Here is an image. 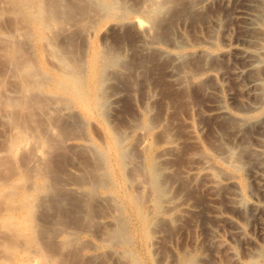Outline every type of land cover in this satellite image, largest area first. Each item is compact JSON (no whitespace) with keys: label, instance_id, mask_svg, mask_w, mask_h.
Listing matches in <instances>:
<instances>
[{"label":"rangeland","instance_id":"1","mask_svg":"<svg viewBox=\"0 0 264 264\" xmlns=\"http://www.w3.org/2000/svg\"><path fill=\"white\" fill-rule=\"evenodd\" d=\"M39 1L43 3L39 6H45V9L47 11L46 15L41 17V19H39L36 14L28 15L29 11L27 8H23L20 10L17 7V12L16 8L14 9L15 6L12 3V0L11 2L10 0H0V264H24V262L22 263V261L24 260L27 261L25 264L28 263V256L31 255L29 253L31 250L29 249L31 248L28 246H24L27 245L28 241L26 242V240H29L30 235H33V233L27 230L29 227V222H26L27 220H33L34 224L37 221V224H35L36 233L34 232V235L37 238H39L38 235H40V238L38 240L47 242V239H45L44 235L42 234V229H45L47 226H49V222L47 221V219L43 220V217H47V215H53L56 210L54 211V209H50L49 211V207L46 204L47 202L45 201V199H48V194H44L46 192V189L44 188L45 186L47 187L53 185L54 183L55 186L53 185L51 187L50 193L48 191L49 195L55 188L61 195L70 191V193L68 194L73 193V197L77 199L80 198L79 204L81 203V210L83 213L86 212L84 216L81 212V218L77 219V221L80 220V224L82 220L81 226L77 225L79 227H77L76 225L72 226L73 224L71 222V224L67 222L66 225H63L64 223L58 224V231L55 227L57 232L61 231L62 229L63 230L61 231V233L59 232L55 234V238L53 237L55 242H53L52 244L57 245L58 243L59 245V242L61 240L69 241V244L66 246V248H63L64 250H61L62 252L57 251L59 249L58 245L57 247H55L54 245L46 247V249L48 248L46 250L47 253L50 252L49 254L51 255H59V258H57V264H117V262L118 264H184V262L185 264H189L190 262L182 260V258L184 257H187V260L191 259L193 261H191L193 264H264L263 258L256 255L258 254V250L260 252L264 248V245L260 244L261 241L256 236H254L252 232L255 231V218H253V216H250L252 217L250 218L249 212L244 210L246 207L250 206L253 200V198L251 197L253 194L252 192H254V188L250 184V174L254 166L258 164L259 161H263L261 152H264V149L262 148V151L258 152L257 147L254 145V143H257V141L254 134H252L254 129H249L244 134V139L247 140H244L245 142L243 145L245 149L242 152L243 154L241 153L242 155L240 156V159H243V161L241 162H244L245 164L241 165L242 163H239V168H231L228 161L225 160L224 154L221 152L222 148L220 146L221 142L229 141L232 139V126L228 120L230 119V117L213 118V115H211L209 111L210 104L218 95L219 96L217 98L223 100L228 105H230L229 103H231L232 101L230 96L234 97L237 100L246 99L248 97L247 89H245L242 83H239L240 81L237 82L236 78L231 75L232 71L230 59H222L219 61L220 63L218 65V62L215 64L214 60L209 59L206 66H208L210 72H213V74H202L200 72L202 70L199 71L198 69L196 74V68H194V65H192L195 62L194 60L198 59L195 55V51H197L196 47H183V49L180 47L174 48L170 44L159 41L154 42L152 44L153 46H148L151 48L148 49V47H146L143 51L141 50L143 56L145 55V59L140 63L137 62L139 61V56L135 55L136 46H141V42L137 41V35L140 34V32L138 33L139 30L137 26H134L131 22L136 21L137 19H149L147 13L144 12L145 8L148 5L147 3H139V8L138 6H135L134 0H124V2L122 0H113V2L112 0H83L85 2H80L78 6L86 8V5L89 6V4L92 2L90 4L91 7L98 13L93 12L94 14L92 13V15H90L91 13L88 14V16L85 15L84 19L82 18V16L81 18L79 16V18L77 17L70 20V24H67V21H65L63 26L58 25L60 26L58 27L57 23H55L54 21H44L46 17L52 15V13L48 11V9L50 3L53 0ZM187 1H189L190 4H192L193 2V0ZM116 2H119L121 7H123L122 9H120L121 7L119 5L120 11L122 10L121 12H119L117 8L118 3L116 4ZM111 3H114V7L111 6ZM193 4L195 3L193 2ZM12 5L14 7H12ZM126 5H131V7H127ZM102 6H104V13H100L99 11L101 10V8L103 9ZM192 8L194 11L197 9L196 5H193ZM35 9L36 5L34 10ZM15 12L18 14L16 15ZM19 12L24 13L25 15H21ZM203 12V15H197L196 18L188 19L186 20V22L182 19L179 20L176 23L178 25H176V28L178 27L177 29H180V31L175 29V31H177V34L182 36L181 34L184 33L185 29L186 32H193L200 26L204 25L205 21L207 22L209 17H211L213 13L211 14L207 11ZM115 14L117 15V17L113 16ZM18 15H20V17ZM220 15L223 18H229V15H227L225 11H223V13L221 12ZM263 16L264 15H262L261 23L264 28ZM71 21L73 23H71ZM81 21L83 22L80 23ZM183 22L185 26L182 25ZM65 23L67 26L65 25ZM44 24H46V26ZM187 24L189 25V27ZM190 29L191 31H189ZM51 30L53 31L51 32ZM61 30L63 31L62 33ZM7 33L10 35H8ZM47 33L51 37H48ZM55 33H57V35ZM66 34H68L69 36L67 35V37ZM124 36H129L130 40L128 39V42H125L124 40H122L125 38ZM47 39H50V42ZM51 39L53 41H51ZM68 40H72L71 42L74 43H71ZM261 42L264 46V41ZM76 43L77 45H74ZM70 44H73V46L75 47L73 55V50H71L73 46H71ZM110 44H114L115 46H117V49L119 51L121 50L120 53L122 57L117 62L120 66L113 63L108 64L106 68L108 70H105L107 71V74H104L105 76H99L100 82L103 81L104 78L105 82L103 81L104 83L102 82V85L99 84V82L96 86L94 81V74L96 75L97 71L99 70L94 66L93 60L95 59V56H102L104 54L106 55V53L107 56L108 54L110 55L112 52L110 48H107L110 46ZM154 44L157 46H155ZM15 45L19 46L20 49V51L17 53L18 58L16 61L18 63V66L10 63V54L7 49ZM106 45L108 46L106 47ZM60 46L62 47L59 48ZM78 46L80 49L78 48ZM76 48L79 49H77L78 51L76 53H78L81 49L83 51H80L76 55ZM169 48L171 49V51ZM206 49L214 53L218 51L219 47H207ZM63 50H65V52ZM61 51L62 54H58L61 53ZM172 51H175L176 53ZM67 52L68 54H66ZM177 52H179V54H182L183 56L179 55ZM188 52H190V54L195 57L187 55L186 53ZM167 53L170 54L171 58L176 59H171L169 56H167ZM57 55L59 57L64 56V58L62 59V57H60L62 59L60 60V58H57ZM65 56H68V60H66ZM76 56L78 57V59H76ZM181 56L184 58L182 59ZM132 57L133 59L135 58V62L132 61ZM191 58L193 61H191ZM170 60L173 63L172 64L171 62H169L171 64V67H169L168 65V61ZM179 60L181 61V63H179ZM183 60H186V64L182 66ZM68 61L77 64L76 66L79 69L77 67H75V69L72 68L73 70L70 69L69 67L71 65H68ZM131 61L133 62V64H137V66L133 65L134 67L129 68L127 62ZM189 62H191L192 64ZM211 65L214 67V70H211L213 69ZM179 66L182 67L180 68ZM171 68L172 71L170 70ZM191 68H193V71L191 70ZM260 69L264 71V67L263 69ZM68 70L71 71L69 72ZM74 70L75 72H78L72 73V71ZM217 70L221 72L224 71L223 73H225V76L223 77L220 72H217ZM261 70L256 71L255 74L256 76L258 75V77L260 76V84L262 83L261 86L264 87V77L262 78V76H264V72ZM261 73L263 75H260ZM138 76L140 78H138ZM41 80H43V82ZM209 80L212 82H210ZM93 85L94 87H92ZM217 85H220L222 89L220 90L221 92H217V94H214V87H216ZM103 87L104 90L102 91ZM262 87H259L257 91H263L264 88ZM114 90L118 93V98L116 100L113 99V93H116ZM98 91L101 92L102 96H104L103 98L101 94L98 93ZM91 93H94V96ZM98 94L101 96L103 102H100L102 101L101 99L99 101L98 98L100 96L98 97ZM90 96L94 98L92 99ZM57 98L58 100H55ZM59 98L64 99L59 100ZM67 98L68 101L66 100ZM81 99L83 101H81ZM88 99L89 101H91L90 103ZM106 99L108 100L105 101ZM56 101L60 103L58 104ZM84 102H88V105H91L93 102L92 108L94 110H92V108H88V106L85 107L87 104L84 106ZM64 103L67 106L68 104L71 106L67 107L66 105H63L62 107L61 104ZM104 103L107 105V107H105L106 105H104ZM98 106L101 108L102 112H100L101 110ZM97 107L100 111L97 109ZM88 110L90 112H88ZM107 112L111 113V115ZM94 114L96 117H94ZM102 114H108V117H106L105 115L106 120L103 118L104 116ZM245 114H243L244 118L247 117L246 119L250 121H255L261 118L264 119V104L259 109L246 112ZM75 119L76 122L73 121ZM145 124H148V126H145ZM223 127L225 129L227 127V131H224L225 129L223 130ZM38 129L40 130L41 134L47 136L49 140L55 142L56 145H41L39 140L33 137L34 132L38 131ZM142 129H145L144 132ZM108 130L110 131V135L108 134ZM112 132L115 134L113 135ZM28 133L30 135H28ZM115 135L117 137H120L121 135L123 136H121L122 138L120 137L122 141L118 140V143L119 141H121L119 143L120 145H118V148L124 150V152L126 151L125 154L128 152L126 155L129 157H125L126 163L123 167L125 176H128V179L126 176L127 182L125 178L119 176L121 175V173L119 167H117L118 163L116 162V150L114 147L112 148L113 145L110 144V142H112V137ZM16 137H19V139H21V144L16 148V151H13L11 150L10 146ZM109 137L111 138L110 141L108 140ZM219 138L220 140L224 141H219ZM260 142L263 143L264 146V137L260 140ZM83 145H85V147ZM122 146L123 148H121ZM208 147H210V149ZM89 148L91 149V151ZM214 148H216L217 150ZM98 150L100 153L98 152ZM110 150H112V152ZM215 151L217 153L218 151H220L222 154L220 152L219 153L222 157L218 155L219 153L216 156ZM213 152H215L214 157ZM96 154L97 157L99 154V157L105 158L102 159L98 157V159L96 160L94 159V156L96 158ZM56 155H59V157H62L63 155L64 158L62 157L61 163L64 165V170H58L59 172L53 170L54 172H50L52 176L49 174V177L53 181L55 180L53 182L48 177L45 178V176L42 174L43 169L41 170V167L45 166L43 163L45 161L47 162L49 159L57 160L58 156ZM148 155H150V157L151 155L154 156L155 163L153 161V165H151L150 162L148 163ZM105 159H107L108 162ZM213 159H215L216 161ZM51 160L50 162L56 161ZM90 160H93L94 162H90ZM102 161L105 165H103ZM220 161L224 162V164ZM129 162L131 164H129ZM134 162L139 164L137 165ZM253 162H255L256 164ZM81 164L83 168H87L83 169L81 167ZM88 164L90 166L92 164L99 165H96V168L98 169H96L98 171V175H94L95 177L101 175L103 176V172L104 174L108 173L109 176H111L109 178H112L114 183L109 181L111 184L108 183L110 184L108 186L107 182L105 181L107 185L105 184L104 187L102 185V187L97 185L95 187V189L97 190L93 189V194L90 193V184H87V182H89V179L85 175L87 174L86 171H88L89 169ZM47 165L48 164H46V166ZM53 165H55V163ZM149 165L151 166V169H146V166L149 167ZM54 167H56V165ZM137 168H141L142 171L139 172L140 174L135 173ZM118 169L119 173L117 172ZM133 170L135 174L133 173ZM152 170L154 172L157 171L156 173L158 174V180L166 190L165 195L162 197L159 205L156 204V196H154L155 192L154 190L152 192L153 187L152 185H150L151 182H149V176H151L150 174L153 172ZM231 170L234 172V174L233 172H231ZM145 171H147L148 173ZM187 172L189 173L187 174ZM230 172L232 174H230ZM235 172L237 175L235 174ZM59 173L61 174L59 175ZM92 173L96 174V171ZM146 173L149 175L147 179ZM53 174H55V176ZM108 174L104 175L107 181L109 179L107 176ZM227 174H230V176L235 175L234 177L238 185H236V187H231L234 192L225 184L220 185L218 187V190H211V192L210 190L207 191L205 189H201L200 187L196 189V187L194 186V184L196 185V183H194L196 182V180L199 185L201 183L202 185L213 184L218 180H221L222 182L224 180L223 177L227 178ZM61 175L64 177L60 178L59 176ZM77 177L79 178L77 179ZM113 177H115V179ZM216 177H219L220 179H217ZM62 178L65 183L61 180ZM64 178L67 180H64ZM50 180L52 183H50ZM79 180L81 182L82 180L85 181H83L82 184ZM123 181L127 184L123 183ZM46 182H48L49 184ZM78 182L82 184V187H78ZM84 182H86V184H84ZM74 183H76V185ZM148 183L150 184L148 185ZM166 183H168V185ZM18 186L21 188H17ZM26 187H29L28 190H26ZM33 187L34 189L35 187L39 188L34 190ZM237 189L240 190L238 191ZM78 191L80 193H78ZM129 191L135 197L132 196ZM29 192V196H33L34 204H38L37 206L35 205V208L34 205L31 204L32 202L29 201V204V202L27 201L29 199ZM89 193L91 195L90 198ZM123 193L125 194L123 195ZM231 193L233 195H231ZM37 194L41 195V197H37ZM84 194H86V196ZM238 194H240L243 198ZM79 195L83 196L84 198L80 197ZM236 195L238 198L235 197ZM101 197L103 199H101ZM10 198L11 201H9ZM22 199H24V201ZM34 199L35 201H37L36 203ZM86 199L87 201L84 202ZM175 199L178 200L177 203L184 202L187 199L188 202L194 205L196 204V206L198 207L194 212L181 209L180 207L177 208V206H175ZM232 199L234 200V202L238 200V202L236 203L238 205H240V201L243 204L241 203V206H238L237 208ZM125 200L128 201L126 202ZM12 201L17 204V207L16 204ZM136 201L137 203H135ZM59 202L60 200L57 203ZM19 203H21V205ZM25 203L26 205H24ZM83 203L84 206L82 207ZM119 203L120 205H118ZM59 204L61 207H63V212L61 213V215H67L68 211L66 209L69 207L68 202L63 204L64 206H62L61 203ZM152 204H155V206L157 205L158 207L156 206V208H154L155 206H153ZM44 205H46V208ZM86 205L88 206L87 208H85ZM121 205L125 208H120L119 206ZM64 207L66 211L64 210ZM118 207L120 209L119 211ZM241 207L245 208L242 209ZM157 208L158 210L160 208L161 212L158 211ZM31 209L35 210L34 215H32L33 211ZM114 211L121 214L118 215V213H116V215ZM10 212L12 213V215L10 214ZM64 212L66 214H63ZM246 212H248V214ZM235 213L237 214V217H233ZM43 214L45 215L42 216ZM123 214H125L126 216ZM141 214L142 216H145L147 214L146 216L149 219L144 224L142 223L141 219H139ZM137 215L139 217H137ZM85 216L87 219L85 218ZM117 216L125 219L126 224L124 226V229L125 227L126 229L123 235H125L126 238L124 236H120L119 238L112 240V242L106 241V243H103V241L99 237H102L101 234L104 232V230H106L107 228L109 230V228L114 225V223L116 222L115 218ZM11 217L13 218L12 220L9 219ZM245 217L247 218L245 219ZM28 218H30V220ZM137 218L141 222L138 221ZM126 219L128 220V222ZM5 220L7 221L4 222ZM150 220L153 222H151ZM15 221H17L19 224L15 223ZM46 221L47 224L44 223ZM113 221L115 222L113 223ZM105 226H107V228ZM238 227L241 229H239ZM242 227L244 230L242 229ZM70 231H72L73 233L75 232L76 234H71ZM21 235L26 236L23 238L21 237ZM123 237L124 239H122ZM246 237L248 238L246 239ZM24 239L25 241H23ZM248 239H250L251 242L253 241L251 244L252 248L255 247L256 249H251V245ZM23 247L24 250H22ZM27 248L29 249L27 250ZM248 248H250L252 252H250V250H247ZM55 250L58 253H55ZM246 250L248 253L246 252ZM32 254L35 255V253ZM251 254H254L252 256L253 258L251 257ZM190 256H192V258H189ZM34 257H36V255ZM196 258L199 260V262H194L195 260H197ZM131 261H135L136 263H132Z\"/></svg>","mask_w":264,"mask_h":264},{"label":"bare ground","instance_id":"2","mask_svg":"<svg viewBox=\"0 0 264 264\" xmlns=\"http://www.w3.org/2000/svg\"><path fill=\"white\" fill-rule=\"evenodd\" d=\"M82 1L83 0H53L51 3H50V5H49V9H48V11L49 12H51L52 13V15L51 16H48V17H46L45 18V20L44 21H54L55 23H57V26L58 25H60V26H63V24H64V22L65 21H67V24H70L69 22H70V20H72V19H74V18H79V16H80V18H81V16H82V18L84 19V16L85 15H87L88 16V14H90V15H92V13L94 12H96V13H98L97 11H94V9L91 7V3L89 4V6L88 5H86L87 7L86 8H82V7H80V6H78L79 5V3L81 2L82 3ZM116 1V0H115ZM123 2H124V0H122ZM135 1V6H140L139 5V3H143V2H145V3H147L148 5H147V7L145 8V11L144 12H146L147 13V15L149 16V19L148 18H146V20H143V19H137L136 21H133V22H131V23H133V25L135 26H137V28H138V30H136V31H138V33L140 32V34H138L137 36H138V38H137V41H139V42H141V46H136V50H135V55H137V56H139L138 57V59H139V61H137V62H143L144 61V56H143V54H142V52H141V50L143 51L146 47H148V46H153L152 44L154 43V42H165V43H167V44H170L171 46H173L174 48H182L183 49V47L184 48H189V47H196L197 48V51H195V55L197 56V60H194L195 62H194V64H192L191 62H189V63H191L192 65H194L193 67L194 68H196V71H195V73L197 72V69L200 71V70H202V71H200L202 74H208V75H212L213 74V72H210V70H209V68H208V66H206L207 65V61L209 60V59H212V60H214V62H215V64L217 63V65L220 63L219 61L220 60H222V59H226V58H228V59H230V61H231V75L234 77V78H236V80H237V82H239L240 84L242 83L243 84V86L245 87V89H247V92H248V97L246 98V99H240V100H237V99H235L234 97H231L230 96V98L232 99V101H231V103H229L230 105H228L226 102H224L223 100H221V99H219V98H215V100H213L212 101V103L210 104V107H209V111H210V114L211 115H213V118L214 117H216V118H226V117H230V119H228L229 120V122L231 123V126H232V139L231 140H229V141H224V140H220V138L218 139L219 141H224V142H221V148H222V153L224 154V157H225V160L226 161H228V163L230 164V166H231V168L232 167H234L235 169H237V168H239L240 167V165H239V163H242L241 161H243V159H240V156L243 154L242 152L244 151V149H245V147H244V142L247 140V139H244L245 137H244V134H245V132H247L249 129H254V131H253V133L252 134H254V136H255V138H256V141H257V143H254V145L257 147V150H258V152L259 151H262V148L264 149V146H263V143H261L260 142V140L261 139H263V137H264V119H257V120H255V121H250V120H248V119H246V118H244V115L243 114H245L246 112H249V111H255V110H257V109H259L263 104H264V90L263 91H260V92H258L257 91V89L260 87H262L261 85H262V83L260 84V76L258 77V75L256 76V71H260L261 69L260 68H262L263 69V67H264V52H263V50H264V46H263V44H262V42L261 41H264V28H263V25H262V21H261V18H262V15H264V0H193V2L195 3V4H193V2H192V4L193 5H196V10L194 11L193 10V8H192V4H190V2L189 1H187V0H134ZM10 2H11V0H10ZM43 2V1H42ZM83 2H85V1H83ZM88 2V1H87ZM94 2V1H93ZM112 2H113V0H112ZM12 3L14 4V6L12 5V7H14V9L16 8V10H17V7L21 10V9H25V8H27L28 9V11H29V13H28V15L30 14V15H33V14H36V16L39 18V19H41V17H43L44 15H46V13H47V11H46V9H45V6H43L42 5V7H40L39 5L40 4H43V3H41L39 0L37 1V0H12ZM118 3V4H117ZM126 3V2H125ZM125 3H124V5H125ZM112 5V7H114L113 5H114V3H111ZM116 4H117V8H118V10H119V12H121L120 11V9H122L123 7H121V5H120V3L119 2H116ZM127 4V3H126ZM35 5H36V9L34 10V8H35ZM101 5V4H100ZM104 5V4H103ZM119 5H120V9H119ZM123 5V4H122ZM192 5V6H191ZM127 7H131V5H126ZM134 6V7H135ZM142 6V5H141ZM103 7V9L101 8V10H99L100 11V13H104V6H102ZM144 7V6H143ZM140 8V7H139ZM114 9V8H113ZM143 9V8H142ZM104 10V11H103ZM140 10V9H139ZM144 10V9H143ZM11 11H12V9H11ZM34 11V12H33ZM103 11V12H102ZM116 11H117V9H116ZM203 11H207V12H210L211 14L213 13V15L211 16V17H209V19H208V21L206 22L205 21V24L204 25H202V26H200L198 29H196V30H194L193 32H186L185 30H184V33H182L181 35L182 36H180V35H178L177 34V31H175V29L176 30H179L180 31V29H177L176 28V23L179 21V20H185V22H186V20H188V19H194V18H196V16L197 15H203ZM223 11H225L226 13H227V15H229V18L228 17H226V18H223L221 15H220V13L222 12L223 13ZM17 12H18V10H17ZM110 12V11H109ZM115 12V11H114ZM129 12V11H128ZM206 12V13H207ZM16 13V12H15ZM20 13V12H19ZM93 13V14H94ZM18 13H16V15H17ZM21 15L22 14H24V13H20ZM139 14V13H138ZM142 14V13H141ZM25 15V14H24ZM96 15V14H95ZM103 15V14H102ZM116 15V14H115ZM115 15H113L114 17H117V15L115 16ZM122 15V14H121ZM143 15V14H142ZM19 17H20V15H18ZM123 16V15H122ZM125 16V15H124ZM143 17V16H142ZM199 17V16H198ZM208 17V16H207ZM89 18V17H88ZM121 18V17H120ZM228 18V19H227ZM263 18H264V16H263ZM30 19V18H29ZM83 19H81V20H83ZM91 19V18H90ZM196 20V19H195ZM88 21V20H87ZM87 21H85V22H87ZM131 21V20H130ZM83 21H81L80 23H82ZM118 22V21H117ZM135 22V23H134ZM181 22V21H180ZM188 22H190V21H188ZM200 22V21H199ZM47 23H49V22H47ZM71 23H73L72 21H71ZM128 23V22H127ZM130 23V24H131ZM201 23V22H200ZM76 24V23H75ZM45 26H46V24H44ZM65 25H66V23H65ZM64 25V26H65ZM84 25V24H83ZM118 25V24H117ZM182 25H184V22H183V24ZM181 25V26H182ZM188 25V24H187ZM201 25V24H200ZM56 26V27H57ZM60 26H58V27H60ZM67 26V25H66ZM65 26V27H66ZM178 26V25H177ZM185 26V25H184ZM56 27H55V29H56ZM188 27H189V25H188ZM193 27V26H192ZM61 28H63V27H61ZM60 28V29H61ZM68 28H69V26H68ZM76 28V27H75ZM49 29V28H48ZM64 29H66V28H64ZM181 29H182V27H181ZM189 29V28H188ZM50 30V29H49ZM63 30V29H62ZM61 30V33L63 32ZM48 31V30H47ZM53 30H51V32H52ZM69 31V30H68ZM189 31H191V29L189 30ZM49 32V31H48ZM50 32V33H51ZM15 33V32H14ZM49 33V34H50ZM58 33V32H57ZM57 33H55L56 35H57ZM59 33H60V31H59ZM66 33H67V30H66ZM180 33V32H179ZM3 34V33H2ZM5 34V33H4ZM8 34V33H7ZM136 34V33H135ZM134 34V35H135ZM6 35V34H5ZM8 35H10V34H8ZM7 35V36H8ZM47 35H48V33H47ZM46 35V36H47ZM68 34H66V36H67ZM73 35V34H72ZM126 35V34H125ZM69 36V35H68ZM67 36V37H68ZM139 36H140V38H139ZM180 36V37H179ZM48 37H51V36H49L48 35ZM56 37V36H55ZM125 38L124 39H122V40H124L125 42H128V39H129V36H124ZM44 38V37H43ZM58 38V37H57ZM121 38V37H120ZM46 40V39H45ZM48 40V39H47ZM50 40V39H49ZM48 40V41H49ZM58 40V39H57ZM76 40V39H75ZM130 40V39H129ZM44 41V40H43ZM51 41H53L52 39H51ZM56 41V40H55ZM69 41V40H68ZM72 41V40H71ZM71 41H69V42H71ZM110 41H112V40H110ZM132 41H134V40H132ZM50 42V41H49ZM76 42V41H75ZM131 42V41H130ZM67 43V42H66ZM71 43H74V42H71ZM124 43V42H123ZM59 44V43H58ZM63 44V43H62ZM117 44H118V42H117ZM126 44V43H125ZM164 44V43H163ZM49 45V44H48ZM71 45V44H70ZM74 45H77V43L76 44H74ZM121 45V44H120ZM155 45V44H154ZM221 47H220V46ZM71 46H73V44L71 45ZM108 45H106V47H107ZM122 46V45H121ZM120 46V47H121ZM155 46H157V45H155ZM166 46V45H165ZM219 47V49H218V51L217 52H211V51H209L208 49H206L207 47L209 48V47ZM62 46H60L59 48H61ZM67 47V46H66ZM161 47V46H160ZM64 48V47H63ZM74 48V49H73ZM78 48H79V46H78ZM78 48H76V51H75V53L80 49H78ZM107 48H110V50H111V54L109 55L108 54V56H107V53H106V51H105V53H106V55L104 54V55H102L101 53V55L102 56H95V59L93 60V62H94V66L99 70V71H97V73H96V75L94 74V81H95V85L97 86V84L100 82V77L103 75V76H105L104 74H107V71H105V70H108V69H106L107 68V65L108 64H110V63H113V64H118L117 62L121 59V50L119 51L118 49H117V46H115L114 44H110V46L109 47H107ZM149 48H151V47H148V49ZM154 48V47H153ZM156 48V47H155ZM165 48V47H164ZM195 48V49H196ZM8 49V52H9V54H10V63L11 64H15L16 66H18L17 64V53L20 51V49H19V46H17V45H15V46H13V47H9V48H7ZM55 49H58V48H55ZM78 49V50H77ZM135 49V48H134ZM157 49V48H156ZM170 49V48H169ZM194 49V50H195ZM62 50V49H61ZM71 50H73L72 51V55H73V52H74V50H75V47L73 46L72 47V49ZM109 50V51H110ZM166 50V49H165ZM178 50V49H177ZM180 50V49H179ZM216 50V49H215ZM54 51V50H53ZM58 51V50H57ZM64 52H65V50H63ZM80 51H83L82 49L80 50ZM79 51V52H80ZM134 51V50H133ZM155 51V50H154ZM170 51H171V49H170ZM181 51V50H180ZM55 52V51H54ZM59 52V51H58ZM78 52V53H79ZM103 52V51H102ZM123 52V51H122ZM145 52V51H144ZM150 52V51H149ZM166 52H168V51H166ZM172 52H175V51H172ZM193 52V51H192ZM191 52V53H192ZM75 53H74V56H75ZM78 53H76V55L78 54ZM142 55H141V54ZM153 53H155V52H153ZM176 53V52H175ZM178 54H179V52H177ZM189 53V54H188ZM188 53H186L187 55H191L190 54V52H188ZM58 54H62V51H61V53H58ZM66 54H68V52L66 53ZM151 54V53H150ZM168 54V53H167ZM166 54V55H167ZM170 54H171V52H170ZM170 54H168L167 56H169L170 57ZM193 54V53H192ZM80 55V54H79ZM82 55V54H81ZM148 55H149V53H148ZM152 55V54H151ZM179 55H182V54H179ZM194 55V54H193ZM58 56V55H57ZM83 56V55H82ZM128 56V55H127ZM183 56V55H182ZM181 56V57H182ZM185 56V55H184ZM60 57H62V59L64 58V56H60ZM59 56L57 57L58 59L60 58ZM84 57V56H83ZM82 57V58H83ZM190 57V56H189ZM188 57V58H189ZM191 57H195V56H192L191 55ZM65 58H66V60H68V56H65ZM74 58V57H73ZM150 58V57H149ZM171 58V57H170ZM180 58V57H179ZM184 57H182V59H183ZM57 59V60H58ZM61 58H60V60H62ZM72 59V58H71ZM76 59H78V57L76 56ZM123 59V58H122ZM131 59H133V57L131 58ZM135 59V58H134ZM134 59L132 60V61H134ZM137 59V60H138ZM171 59H173V58H171ZM176 59V58H175ZM175 59H173V60H175ZM19 60V59H18ZM65 60V61H66ZM85 60H87V59H85ZM78 61V60H77ZM127 62L128 63V66H129V68H132V67H134L133 65H136L137 66V64H133V62ZM146 61V60H145ZM180 61V60H179ZM191 61H193L192 60V58H191ZM227 61V60H226ZM61 62H64V61H61ZM73 62V61H72ZM135 62V61H134ZM169 62H171V60L170 61H168V65H169V67H171L170 65V63ZM74 63V62H73ZM73 63H71V62H69L68 61V65L70 64L71 66L69 67L70 69H75V67H77L76 65L77 64H73ZM172 63V62H171ZM175 63H176V61H175ZM179 63H181V61L179 62ZM209 63V62H208ZM30 64H31V62H30ZM59 64V63H58ZM83 64V63H82ZM82 64H80V65H82ZM85 64V63H84ZM87 64V63H86ZM155 64H156V62H155ZM154 64V65H155ZM165 64V63H164ZM173 64V63H172ZM184 64H186V60H183V62H182V66L184 65ZM190 64V65H191ZM210 64V63H209ZM24 65V64H23ZM61 65V64H60ZM79 65V66H80ZM119 65V64H118ZM151 65V64H150ZM167 65V66H168ZM181 65V64H180ZM32 66V65H31ZM120 66V65H119ZM158 66V65H157ZM182 66H179L180 68L182 67ZM187 66V65H186ZM212 66V65H211ZM21 67V66H20ZM29 67V66H28ZM82 67V66H81ZM80 67V68H81ZM84 67V66H83ZM87 67V66H86ZM114 67V66H113ZM168 67V68H169ZM213 67V66H212ZM222 67V66H221ZM220 67V68H221ZM78 68V67H77ZM88 68V67H87ZM86 68V69H87ZM124 68V67H123ZM138 68V67H137ZM164 68H165V66H164ZM174 68H175V66H174ZM186 68V67H185ZM188 68H190V67H188ZM216 68V67H215ZM72 69V70H73ZM79 69V68H78ZM177 69V68H176ZM179 69V68H178ZM183 69H184V67H183ZM219 69V68H218ZM58 70H62V69H58ZM82 70V69H81ZM80 70V71H81ZM166 70V69H165ZM168 70V69H167ZM171 71H172V68L170 69ZM174 70V69H173ZM188 70V69H187ZM191 70L193 71V68H191ZM211 70H214V67H213V69H211ZM66 71H67V69H66ZM69 72L71 71V70H68ZM83 71H84V69H83ZM112 71V70H111ZM144 71H145V69H144ZM163 71V70H162ZM216 71V70H215ZM261 71H263V70H261ZM73 72H75V70L74 71H72V73ZM76 72H78V71H76ZM75 72V73H76ZM87 72V71H86ZM109 72V71H108ZM117 72V71H116ZM125 72V71H124ZM183 72V71H182ZM185 72V71H184ZM217 72L219 73H221L222 74V76L224 77L225 76V73H223V72H221V71H218L217 70ZM264 72V71H263ZM118 73V72H117ZM135 73V72H134ZM145 73V72H144ZM146 73H147V71H146ZM175 73V72H174ZM176 73H177V71H176ZM179 73V72H178ZM260 73V72H259ZM119 74V73H118ZM171 74V73H170ZM193 74H194V72H193ZM197 74V73H196ZM198 74H200V73H198ZM214 74H215V72H214ZM220 74V75H221ZM264 74V73H263ZM262 73L260 74V75H263ZM148 75V74H147ZM167 75V74H166ZM182 75V74H181ZM185 75V74H184ZM186 75H187V73H186ZM87 76V75H86ZM85 76V77H86ZM100 76V77H99ZM106 76H108V75H106ZM199 76V75H198ZM110 77V76H109ZM109 77H108V79H109ZM137 77V76H136ZM177 77V76H176ZM185 77H187V76H185ZM264 76H262V78H263ZM104 78V77H103ZM102 78V79H103ZM138 78H140L139 76H138ZM51 79V78H50ZM127 79V78H126ZM125 79V80H126ZM188 79H189V77H188ZM225 79V78H224ZM54 80V79H53ZM104 80H105V78H104ZM103 80V81H104ZM128 80V79H127ZM136 80H138V79H136ZM147 80V79H146ZM200 80V79H199ZM205 80V79H204ZM42 82H43V80H41ZM78 81V80H77ZM103 81H101L99 84H101ZM122 81V80H121ZM120 81V82H121ZM142 81V80H141ZM186 81V80H185ZM189 81H190V79H189ZM201 81H202V79H201ZM207 81V80H206ZM210 81V80H209ZM84 82V81H83ZM105 82V81H104ZM103 82V83H104ZM117 82H119V81H117ZM210 82H212V81H210ZM234 82V81H233ZM56 83V82H55ZM63 83V82H62ZM127 83V82H126ZM41 84V83H40ZM131 84V83H130ZM102 85V84H101ZM100 85V86H101ZM137 85V84H136ZM226 85V84H225ZM96 86H95V89H96ZM104 86V85H103ZM189 86V85H188ZM92 87H94V85L92 86ZM102 87V86H101ZM105 87V86H104ZM104 87L102 88V91L104 90ZM130 87V86H129ZM138 87V86H137ZM262 88H264V87H262ZM131 89V88H130ZM189 89V88H188ZM222 88H221V86L220 85H217L216 87H214V94H217V92H221L220 90H221ZM117 90V89H116ZM128 90V89H127ZM143 90V89H142ZM194 90V89H193ZM228 90H229V88H228ZM87 91V90H86ZM92 91V90H91ZM108 91V90H107ZM115 91V90H114ZM116 92V91H115ZM86 93V92H85ZM98 93H100L101 94V92H99L98 91ZM106 93V92H105ZM125 93V92H124ZM87 94H88V92H87ZM86 94V95H87ZM92 94V93H91ZM94 94V93H93ZM92 94V95H93ZM117 92L116 93H113V99L114 100H116L118 97H117ZM146 94V93H145ZM149 94V93H148ZM77 95H79V94H77ZM57 96V95H56ZM89 96V95H88ZM94 96V95H93ZM98 97L100 96L99 94L97 95ZM96 96V97H97ZM101 96H102V94H101ZM101 96L98 98L99 99V101H100V99H101ZM130 96V95H129ZM87 97V96H86ZM91 97V96H90ZM95 97V98H96ZM104 96H102V98H103ZM61 98V97H60ZM59 98V100H63L64 98H62V99H60ZM66 98V97H65ZM92 98V97H91ZM94 98V97H93ZM92 98V99H93ZM107 98V97H106ZM194 98V97H193ZM55 100H58V98L57 99H55ZM67 101H68V98L66 99ZM70 100V99H69ZM80 100V99H79ZM91 100V99H90ZM96 100V99H95ZM102 100V99H101ZM108 99H106L105 101H107ZM112 100V99H111ZM111 100H109V101H111ZM72 101V100H71ZM81 101H83L82 99H81ZM86 101H87V99H86ZM88 101H89V99H88ZM98 101V102H99ZM58 104L60 103V102H58V101H56ZM91 101H89V103H90ZM100 102H103V100L102 101H100ZM99 102V103H100ZM65 103H67V102H65ZM61 104V106L63 107V105L65 106L66 104ZM88 103V102H87ZM87 103H85L84 102V106L87 104ZM88 103V104H89ZM71 104H73V103H71ZM83 104V103H82ZM86 105L85 107H87L88 106V108H92V105H93V102H92V104L91 105ZM95 104V103H94ZM97 104V103H96ZM100 105H102V104H100ZM104 105H106L105 103H104ZM67 106V105H66ZM68 106L70 107L71 105H69L68 104ZM67 106V107H68ZM95 106V105H94ZM99 107V106H98ZM97 107V109L99 110V108ZM105 107H107V105L105 106ZM108 107H109V105H108ZM57 109H58V107H57ZM105 109V108H104ZM106 109H108V108H106ZM112 109V108H111ZM92 110H94L93 108H92ZM100 110H101V108H100ZM99 110V111H100ZM98 111V112H99ZM88 112H90L89 110H88ZM95 112H97V111H95ZM100 112H102V110L100 111ZM106 112V111H105ZM105 112H103V113H105ZM108 113V112H107ZM108 114H110L111 115V113H108ZM108 114H105L106 115V117H108ZM99 115H100V113H99ZM98 115V116H99ZM104 117V119L106 118L105 117V115L104 114H102ZM101 115V116H102ZM246 115V114H245ZM94 117H96L95 116V114H94ZM75 118V117H74ZM86 118V117H85ZM77 119V118H76ZM76 119L75 120H73V121H75L76 122ZM102 120V119H101ZM106 120V119H105ZM78 121V120H77ZM147 121H149V120H147ZM79 122V121H78ZM105 122V121H104ZM149 123V122H148ZM223 123V122H222ZM79 124V123H78ZM229 124V123H228ZM74 125H75V123H74ZM141 126V125H140ZM143 126H144V124H143ZM145 126H148V124H145ZM142 127V126H141ZM155 127V126H154ZM140 128V127H139ZM145 128V127H144ZM229 128V127H228ZM147 129V128H146ZM151 129H152V127H151ZM225 128L223 127V130H224ZM226 129H227V127H226ZM224 130V131H227V130ZM141 130V129H140ZM143 130V129H142ZM145 130V129H144ZM144 130H143V132H144ZM150 130V129H149ZM109 131V130H108ZM113 131V130H112ZM218 131H220V130H218ZM223 131V132H224ZM110 133V131L108 132V134ZM113 133V132H112ZM111 133V134H112ZM115 133H113V135H114ZM226 134V133H225ZM28 135H30L29 133H28ZM46 135V134H45ZM110 135V134H109ZM117 135V134H116ZM113 136L112 137V142H110V144H112L111 146H112V148L114 147L115 148V150H116V162L118 163H116L117 164V167H119V169H120V173H121V175H119V176H122V178H125V180H126V182H127V179H128V176H127V179H126V176H125V172H124V169H123V167L125 166V163H126V158L125 157H129V156H127L126 154L128 153H126L125 154V152H124V150H122V149H120V148H118V145H120L119 143L122 141V139H120V137L122 136ZM143 135V134H142ZM193 135V134H192ZM217 135H218V133H217ZM112 136V135H111ZM110 136V137H111ZM33 137H35V138H37L38 140H39V142L41 143V145L43 144V145H56V143L55 142H52L51 140H49V138L47 137V136H44L43 134H41L40 133V130L38 129V131H35L34 132V134H33ZM109 137V141H110V138ZM123 137V136H122ZM121 137V138H122ZM170 137V136H169ZM215 137V136H214ZM119 138V139H118ZM222 138H223V135H222ZM118 140H121V141H119V143H118ZM217 140V141H218ZM245 140V141H244ZM21 142V139H19V137H16L15 138V140L11 143V146H10V148H11V150H13V151H16L17 149V147H19V145L21 144L20 143ZM255 142V141H254ZM169 143V142H168ZM171 143V142H170ZM58 144V143H57ZM105 145V144H104ZM103 145V146H104ZM245 145H247V144H245ZM84 147H85V145H83ZM103 146H101V147H103ZM216 146V145H215ZM57 147V146H56ZM93 147V146H92ZM219 147V146H218ZM217 147V148H218ZM255 147V148H256ZM63 148H64V146H63ZM80 148V147H79ZM96 148H97V146H96ZM95 148V149H96ZM100 148V147H99ZM107 148V147H106ZM110 148V147H109ZM111 148V149H112ZM121 148H123V146L121 147ZM209 149H210V147H208ZM213 148V147H212ZM90 149V148H89ZM94 149V150H95ZM119 149V150H118ZM126 149V148H125ZM128 149V148H127ZM214 149H216V148H214ZM220 149V148H219ZM81 150H84V149H81ZM101 150V149H100ZM129 150V149H128ZM127 150V151H128ZM217 150V149H216ZM249 150V149H248ZM90 151H91V149H90ZM104 151V150H103ZM111 152H112V150H110ZM213 151V150H212ZM250 151V150H249ZM254 151H256V150H254ZM83 152V151H82ZM88 152V151H87ZM96 152V151H95ZM98 152H99V150H98ZM97 152V153H98ZM207 152V151H206ZM211 152V151H210ZM216 152V151H215ZM215 152H213V157H214V153ZM220 151H218V153H219ZM220 152V153H221ZM63 153V152H62ZM100 153V152H99ZM105 153V152H104ZM208 153V152H207ZM217 152H216V156H217V154H218ZM220 153L218 154V155H220ZM221 153V154H222ZM242 153V154H241ZM264 152L262 151L261 152V155L263 156V161H259V163L258 164H256L255 162H253V163H255L256 165L254 166V168L252 169V171H251V174H250V184H251V186L254 188V192H252L253 194H252V197L251 198H253V200H252V202H251V204H250V206H248V207H241L242 209H244V210H246V211H248L249 212V217L250 216H253V218H255V231H252L253 232V234H254V236H256L260 241H261V243L260 244H262V245H264V154H263ZM92 154V153H91ZM132 154V153H131ZM198 154V153H197ZM260 154V153H259ZM89 155V154H88ZM103 155V154H102ZM202 155V154H201ZM211 155V154H210ZM56 156H58L57 157V160L56 159H49L47 162L45 161L43 164L45 165V166H43V167H41V170L43 169V175L45 176V178H49V179H51L50 177H49V174H50V172L52 171V172H54V171H60L61 169H63L64 170V165L61 163V159H62V157H63V155H62V157H59V155H56ZM55 156V157H56ZM65 156V155H64ZM149 156V157H148ZM147 157H148V163L150 162V164L151 165H153V161H154V156H152L151 155V157H150V155H148ZM221 156V155H220ZM250 156V155H249ZM98 157H99V154H98ZM98 157H97V154H96V158H95V156H94V159H98ZM104 157V156H103ZM113 157V156H112ZM158 157V156H157ZM222 157V156H221ZM223 157V158H224ZM50 158V157H49ZM64 158V157H63ZM88 158V157H87ZM99 158H102V157H99ZM105 158V157H104ZM104 158H102V159H104ZM108 158V157H107ZM211 158V157H210ZM48 159V158H47ZM110 159V158H109ZM112 159V158H111ZM136 159V158H135ZM143 159V158H142ZM147 159V158H146ZM221 159V158H220ZM50 160L51 161H53V160H56V161H53V162H50ZM99 160H101V159H99ZM105 160H107V159H105ZM128 160V159H127ZM206 160V159H205ZM213 160H215V159H213ZM216 160H217V158H216ZM215 160V161H216ZM83 161V160H82ZM93 161V160H92ZM91 160H90V162H92ZM129 161V160H128ZM94 162V161H93ZM101 162V161H100ZM105 162V161H104ZM107 162H108V160H107ZM106 162V163H107ZM113 162H114V158H113ZM132 162V161H131ZM137 162V161H136ZM136 162H134L135 164H137ZM164 162V161H163ZM197 162V161H196ZM220 162H222V161H220ZM257 162V161H256ZM55 163V165H56V167H54L55 165H53ZM83 163V162H82ZM89 163V162H88ZM96 163V162H95ZM102 163H103V161H102ZM110 163H111V161H110ZM154 163H155V161H154ZM199 163V162H198ZM217 163V162H216ZM223 164H224V162H222ZM251 163H252V161H251ZM46 164H48L47 166H46ZM51 164V165H50ZM65 164V163H64ZM129 164H131L130 162H129ZM134 164V165H135ZM139 164V163H138ZM137 164V165H138ZM146 164V163H145ZM245 163L243 162L241 165H244ZM62 165H63V167H62ZM89 165V164H88ZM96 165H98V164H96ZM96 165L95 164H92L90 167L88 166V171H86L87 172V174H85L86 175V177L89 179V182H87V184H90V189H89V192L90 193H92L93 191V189H95V187L97 186V185H99V186H103L104 187V185L106 184L105 183V181L107 182V184L108 183H110L109 181H111V182H113L114 183V181L112 180V178H109V177H111V176H109V174L108 173H106V174H108L107 176H108V178L109 179H111V180H109L108 179V181L106 180V178H105V176L104 175H106V174H104V172H103V176L101 175V176H94V175H98V169L96 168ZM103 165H105L104 163H103ZM108 165V164H107ZM119 165V166H118ZM141 165V164H140ZM139 165V166H140ZM155 165V164H154ZM164 165V164H163ZM162 165V166H163ZM200 165V164H199ZM99 166V165H98ZM111 166V165H110ZM129 166V165H128ZM133 166V165H132ZM136 166V165H135ZM142 166V165H141ZM145 166V165H144ZM148 166V165H147ZM146 166V169L148 168H150L151 166L149 165V167H147ZM225 166H227V165H225ZM225 166H223V167H225ZM51 169H50V168ZM54 167V168H53ZM81 167L83 168V166H82V164H81ZM134 167V166H133ZM160 167V166H159ZM205 167V166H204ZM208 167V166H207ZM56 168V169H55ZM84 168H87V167H84ZM83 168V169H84ZM100 168V167H99ZM106 168V167H105ZM116 168V167H115ZM154 168V167H153ZM202 168V167H201ZM212 168V167H211ZM227 168V167H226ZM233 168V169H234ZM243 168V167H242ZM97 169V170H96ZM103 169V168H102ZM109 169V168H108ZM119 169H118V173H119ZM151 169V168H150ZM54 170V171H53ZM157 170V169H156ZM155 170V171H156ZM160 170V169H159ZM225 170V169H224ZM58 171V172H59ZM66 171V170H65ZM85 171V170H84ZM96 171V174H93L92 172H95ZM101 171V170H100ZM109 171V170H108ZM142 170H141V168H137V170H136V174L137 173H139V172H141ZM153 171V170H152ZM239 171V170H238ZM68 172V171H67ZM145 172H147V171H145ZM151 172V171H150ZM157 172V171H156ZM156 172H152L150 175L151 176H149L147 173V177H146V179L148 178V176H149V179H150V181L149 182H151V184L150 183H148V185L150 184V185H152V187H153V189H152V192H153V190H154V192H155V195L154 196H156L155 198H156V202H153V203H156L157 205H159L160 204V202H161V199H162V197L165 195V192H166V190H165V187L159 182V180H158V174L156 173ZM216 172V171H215ZM219 172V171H218ZM222 172V171H221ZM221 172H220V174H221ZM231 172H233L232 170H231ZM230 172V174H232ZM66 173V172H65ZM100 173V172H99ZM133 173H134V170H133ZM132 173V174H133ZM134 173V174H135ZM144 173V172H143ZM189 172H187V174H188ZM61 173H59V175H60ZM69 174V173H68ZM101 174H102V172H101ZM131 174V175H132ZM140 174V173H139ZM145 174V175H146ZM230 174L228 175H226L227 176V178H225V177H223L224 178V180L221 182V180L219 181H217V182H215V183H213V184H207V185H202V183L199 185V183L197 182V180H196V182H194V183H196V185L194 184V186L196 187V189L198 188V187H200L201 189H205V190H207V191H209L210 190V192H211V190H218V187L220 186V185H227L229 188H231V187H236V185H238L237 183H236V180H235V175L233 176V175H231L230 176ZM233 174H234V172H233ZM235 174H236V172H235ZM51 175V174H50ZM54 176H55V174H53ZM63 175H65V174H63ZM83 175V174H82ZM142 175H144V174H142ZM237 175V174H236ZM52 176V175H51ZM65 176H67V175H65ZM141 176V175H140ZM139 176V177H140ZM214 176V175H213ZM228 176H230V177H228ZM60 178L61 177H64V176H59ZM73 177V176H72ZM194 177V176H193ZM54 178V177H53ZM65 178H67V177H65ZM64 178V180H67V179H65ZM74 178V177H73ZM79 177H77V179H78ZM82 178V177H81ZM114 179H115V177H113ZM118 178V177H117ZM137 178H138V176H137ZM211 178V177H210ZM217 178V177H216ZM237 178V177H236ZM26 179V178H25ZM58 179V178H57ZM86 179V178H85ZM87 179V180H88ZM148 179V180H149ZM217 179H220L219 177L217 178ZM24 180V179H23ZM43 180V179H42ZM52 180V179H51ZM51 180H50V183H52L51 182ZM62 181H63V178L61 179ZM60 180V181H61ZM74 180V179H73ZM122 180V179H121ZM216 180V179H215ZM26 181V180H25ZM44 181V180H43ZM46 181H47V179H46ZM53 181V180H52ZM55 181V180H54ZM53 181V182H54ZM58 181V180H57ZM71 181H72V179H71ZM80 181V180H79ZM83 181H85V180H82V184H83ZM116 181V180H115ZM192 181V180H191ZM22 182H24V181H22ZM39 182V181H38ZM64 182V181H63ZM74 182V181H73ZM130 182V181H129ZM128 182V183H129ZM212 182V181H211ZM213 182H214V180H213ZM25 183H28V182H25ZM37 183V182H36ZM46 183H48V182H46ZM45 183V184H46ZM65 183V182H64ZM79 183V182H78ZM112 183V184H113ZM123 183H125L124 181H123ZM243 183V182H242ZM14 184V183H13ZM20 184H22V183H20ZM40 184V183H39ZM49 184V183H48ZM55 184V183H54ZM53 184V185H54ZM67 184V183H66ZM75 185H76V183H74ZM82 184H80L79 183V185H78V187L80 188V186L82 187ZM84 184H86V182H84ZM106 184V185H107ZM111 184V183H110ZM110 184H108V186L110 185ZM118 184H119V182H118ZM125 184H127V183H125ZM130 184V183H129ZM167 185H168V183H166ZM206 184V183H205ZM23 185H24V183H23ZM38 185V184H37ZM47 185V184H46ZM53 185H50V186H45V188L44 189H46L45 191V195H46V193L48 194L47 196H48V199L46 200L45 199V201L47 202H45L47 205H48V207H49V211H50V209H54V211L56 210V212H54V214L53 215H50V216H48L45 212V214L47 215V217H45L44 215L45 214H43L42 216H44L43 218V220H45V219H47V221L49 222L48 223V225L49 226H47L45 229H42L43 230V232H42V234L44 235V237H45V239H47L46 241L47 242H42V241H40V240H38L39 238H40V235H38L39 236V238H37L35 235H34V232H35V224H37V221H36V223L34 224V221L32 220H30V218H28L30 221H26L28 224H29V227H28V231L29 232H31V233H33V235H30V238H29V236H28V238H29V240H26V242L28 241V243H27V245H25L24 247H26V246H28V247H30L31 249H29V248H27V250L29 249V250H31V251H33V252H29L30 254V256H28L29 258V261H28V263L27 264H48V263H52V264H57V258H59L58 256H56V255H54V254H49V253H47V249H46V247L48 246V247H50V246H53L54 244H52L53 242H55V240H54V238H55V234L56 233H61V231L63 230H61V231H59V232H57L58 231V228H57V226H58V224H60V223H64L63 225H66V223L67 222H69V224H73L72 226H74V225H79V226H81V224H82V220H81V224H80V220H78L77 221V219L78 218H81V215H80V213L82 212V210H81V207H80V204H79V199H77V198H75V197H73V193H71V194H68V193H70V191L68 192V193H65V194H59L58 193V191L56 190V188L55 189H53V191L51 192V194L49 195V193H50V190H51V187L53 186ZM57 185H58V183H57ZM65 185V184H64ZM115 185V184H114ZM121 185V184H120ZM12 186V185H11ZM21 186V185H20ZM42 186V185H41ZM55 186V185H54ZM85 186V185H84ZM101 186V187H102ZM243 186V185H242ZM14 187V186H13ZM58 187V186H57ZM65 187V186H64ZM107 187V186H106ZM246 187V186H245ZM17 188H21V187H17ZM27 189L26 190H28V188L29 187H26ZM37 188H39V187H37ZM36 187H35V189H37ZM99 188V187H98ZM112 188V187H111ZM114 188V187H113ZM244 188V187H243ZM33 189H34V187H33ZM34 189V190H35ZM235 189V188H234ZM79 190V189H78ZM95 190H97V189H95ZM230 190V189H229ZM231 190L233 191V189L231 188ZM236 190V189H235ZM238 190V189H237ZM240 190V189H239ZM238 190V191H239ZM251 190V189H250ZM42 191V190H41ZM48 191H49V193H48ZM77 191V190H76ZM80 191H81V189H80ZM86 191V190H85ZM88 191V190H87ZM220 191V190H219ZM242 191V190H241ZM31 192V191H30ZM30 192H29V194H28V202L30 201V202H32L31 204L32 205H34V208H35V205L37 206L38 204L36 203L37 201H35V199H34V201H35V203L36 204H34V202H33V196L31 195V196H29L30 195ZM36 192V191H35ZM97 192V191H96ZM125 192V191H124ZM130 192V191H129ZM234 192V191H233ZM18 193V192H17ZM78 193H80L79 191H78ZM90 193H89V195H90ZM131 193V192H130ZM14 194V193H13ZM36 194V193H35ZM35 194H34V196H35ZM40 194V193H39ZM77 194V193H76ZM93 194V193H92ZM125 193H123V195H124ZM132 194V193H131ZM230 194V193H229ZM235 194V193H234ZM243 194V193H242ZM38 195V194H37ZM85 196H86V194H84ZM127 195V194H126ZM167 195V194H166ZM231 195H233L232 193H231ZM238 195H240V194H238ZM244 195V194H243ZM16 196V195H15ZM75 196V195H74ZM80 196V195H79ZM88 196V195H87ZM132 196H134L133 194H132ZM241 196V195H240ZM251 196V195H250ZM17 197V196H16ZM25 197V196H24ZM37 197H41V195H38ZM80 197H83V196H80ZM91 197V195L89 196V198ZM130 197V196H129ZM135 197V196H134ZM174 197V196H173ZM218 197V196H217ZM235 197H237V195L235 196ZM242 197V196H241ZM22 198V197H21ZM36 198V197H35ZM84 198V197H83ZM82 198V199H83ZM88 198V197H87ZM125 198V197H124ZM128 198V197H127ZM131 198H133V197H131ZM167 198V197H166ZM165 198V199H166ZM232 198V197H231ZM238 198V197H237ZM243 198V197H242ZM9 199V198H8ZM16 199V198H15ZM37 199V198H36ZM81 199V200H82ZM101 199H103L102 197H101ZM239 199H241V198H239ZM21 200V199H20ZM20 200H18V201H20ZM23 201H24V199H22ZM60 200V202L59 203H61L62 204V206H64L63 204H65V203H67L68 202V204H69V207L66 209L68 212H69V214H68V212H67V215H65V216H62L61 215V213L63 212V207H61L60 206V204L59 203H57L58 201ZM74 200V201H73ZM95 200H97V199H95ZM136 200V199H135ZM176 200V204H175V206H177V208L178 207H180L181 209H184V210H189L190 212H194V211H196V209H197V207L198 206H196V204L194 205V204H191L190 202H188L187 201V199L184 201V202H179V203H177V199H175ZM233 200V199H232ZM235 200H237V199H235ZM9 201H11V198H10V200ZM87 201V199L84 201V202H86ZM94 201V200H93ZM99 201V200H98ZM107 201V200H106ZM126 201V200H125ZM128 201V200H127ZM126 201V202H127ZM130 201H132V200H130ZM155 201V200H154ZM174 201V200H173ZM180 201V200H179ZM12 202H14V201H12ZM30 202H29V204H30ZM83 202V201H82ZM92 202V201H91ZM117 202H118V200H117ZM233 202H234V200H233ZM238 202V200L236 201V202H234L235 203V205L237 206V208H238V206H241V201H240V205H238V204H236ZM245 202V201H244ZM15 203V202H14ZM18 203V202H17ZM100 203V202H99ZM135 203H137V201L135 202ZM16 204V203H15ZM20 205H21V203H19ZM18 204V205H19ZM28 204V203H27ZM87 204V203H86ZM127 204H130V203H127ZM132 204V203H131ZM173 204V205H174ZM243 204V203H242ZM247 204V203H246ZM24 205H26V203L24 204ZM89 205V204H88ZM118 205H120V203L118 204ZM122 205H124V204H122ZM122 205L121 206H119L120 208L122 207ZM126 205V204H125ZM135 205V204H134ZM153 205V204H152ZM156 205V206H157ZM45 206V208H46V205H44ZM84 206V203H83V205H82V207ZM90 206V205H89ZM115 206V205H114ZM131 206V205H130ZM153 206H155V204L153 205ZM156 206L154 207V208H156ZM169 206V205H168ZM16 207H17V204H16ZM19 207V206H18ZM22 207V206H21ZM20 207V208H21ZM47 207V208H48ZM88 206L86 205L85 206V208H87ZM116 207V206H115ZM119 207H118V211L120 210L119 209ZM129 207V206H128ZM133 207V206H132ZM135 207H137V206H135ZM158 207V206H157ZM160 207V206H159ZM166 207H167V205H166ZM12 208V207H11ZM10 208V209H11ZM122 208H125V207H122ZM130 208V207H129ZM142 208V207H141ZM153 208V209H154ZM134 209V208H133ZM162 209H163V207H162ZM12 210V209H11ZM33 212H32V215H34L35 213H34V211L35 210H33V209H31ZM45 210V209H44ZM46 210H48V209H46ZM64 210H65V207H64ZM65 210V211H66ZM129 210V209H128ZM132 210V209H131ZM137 210V209H136ZM157 210H158V208H157ZM116 211V210H115ZM114 211V212H115ZM134 211V210H133ZM132 211V212H133ZM142 211V210H141ZM158 211H160V208H159V210ZM157 211V212H158ZM172 211V210H171ZM171 211H170V213H171ZM231 211V210H230ZM242 211V210H241ZM53 212V211H52ZM113 212V213H114ZM139 212V211H138ZM143 212V211H142ZM161 212V211H160ZM167 212V211H166ZM248 212H246L247 214H248ZM42 213V212H41ZM83 213V212H82ZM81 213V214H82ZM90 213V212H89ZM116 213H118V212H115V214ZM124 213V212H123ZM136 213V212H135ZM173 213V212H172ZM10 214L12 215V213L10 212ZM63 214H66L65 212L63 213ZM84 214H86V212L85 213H83L82 215L84 216ZM119 214H121V213H118V215ZM202 214V213H201ZM234 214V213H233ZM244 214V213H243ZM89 215V214H88ZM117 215V214H116ZM123 215H125V214H123ZM147 215V214H146ZM145 215V216H146ZM237 214L235 213V215L233 216V217H235ZM245 215V214H244ZM38 216V215H37ZM36 216V217H37ZM126 216V215H125ZM145 216H142V214H141V216H140V218L139 219H141V221H142V223L144 224V223H146L149 219L147 218V216L145 217ZM246 216V215H245ZM27 217V216H26ZM35 217V216H34ZM113 217V216H112ZM136 217V216H135ZM137 217H139L138 215H137ZM149 217V216H148ZM160 217V216H159ZM226 217V216H225ZM237 217V216H236ZM240 217V216H239ZM248 217V218H249ZM8 218V217H7ZM83 218V217H82ZM85 218H86V216H85ZM115 218V217H114ZM113 218V219H114ZM150 218H151V216H150ZM210 218H212V217H210ZM230 218V217H229ZM247 217H245V219H246ZM250 218H252V217H250ZM10 220H12L13 218L11 217V218H9ZM18 219V218H17ZM33 219V218H32ZM87 219V218H86ZM90 219V218H89ZM116 222L115 221H113V223H114V225L111 227V228H109V230H108V228H107V226H105L107 229L106 230H104V232L101 234L102 235V237H99L102 241H103V243L105 242L106 243V241L108 242V241H110V242H112V240H115V239H117V238H119L120 236H124L125 237V235H123V233H124V231H125V229H126V227H125V229H124V226H125V219L124 218H122V217H120V216H117L116 218ZM114 219V220H115ZM138 219V218H137ZM138 219V221H140ZM153 219V218H152ZM234 219H236V218H234ZM237 219H239V218H237ZM127 220V219H126ZM155 220V219H154ZM229 220V219H228ZM227 220V221H228ZM244 220V219H243ZM7 220H5L4 222H6ZM14 221V220H13ZM47 221L46 222H44V223H46L47 224ZM85 221V220H84ZM83 221V222H84ZM140 221V222H141ZM151 221V220H150ZM149 221V222H150ZM233 221H235V220H233ZM240 221H241V219H240ZM248 221V220H247ZM11 222V221H10ZM20 222V221H19ZM21 222H25V221H21ZM71 222V223H70ZM103 222V221H102ZM109 222V221H108ZM127 222H128V220H127ZM151 222H153V221H151ZM150 222V223H151ZM243 222V221H242ZM8 223H9V221H8ZM15 223H17V224H19L17 221H15ZM14 223V224H15ZM38 223H39V221H38ZM42 223V222H41ZM5 224V223H4ZM7 224V223H6ZM16 224V225H17ZM22 224H24V223H22ZM108 224V223H107ZM239 224V223H238ZM9 225V224H8ZM111 225V224H110ZM110 225H108V226H110ZM152 225V224H151ZM36 226H40V225H36ZM42 226V225H41ZM60 226V225H59ZM71 226V225H70ZM79 226H77V227H79ZM147 226V225H146ZM236 226V225H235ZM18 227V226H17ZM55 227L57 228V231H56V229H55ZM65 227V226H64ZM144 227V226H143ZM21 228V227H20ZM62 228V227H61ZM70 228V227H69ZM74 228V227H73ZM146 228V227H145ZM239 228V227H238ZM68 229V228H67ZM72 229V228H71ZM70 229V230H71ZM75 229H77V228H75ZM239 229H241V228H239ZM238 229V230H239ZM242 229H243V227H242ZM23 230V229H22ZM60 230V229H59ZM73 230V229H72ZM102 230V229H101ZM244 230V229H243ZM17 231V230H16ZM20 231V230H19ZM24 231V230H23ZM36 231H39V230H36ZM75 231V230H74ZM127 231V230H126ZM147 231V230H146ZM68 232H69V230H68ZM71 232V234H74L72 231H70ZM76 232H78V231H76ZM246 232V231H245ZM255 232V233H254ZM17 233V232H16ZM21 233V232H20ZM36 233V232H35ZM80 233V232H79ZM126 233V232H125ZM247 233V232H246ZM245 233V234H246ZM26 234V233H25ZM67 234V233H66ZM76 234V233H75ZM74 234V235H75ZM149 234V233H148ZM18 235H19V233H18ZM23 235V234H22ZM21 235V237H25V236H22ZM28 235V234H27ZM100 235V236H101ZM249 235V234H248ZM57 236V235H56ZM80 236V235H79ZM251 236H253V235H251ZM54 237V238H53ZM74 237V236H73ZM124 237L122 238V239H124ZM27 238V237H26ZM25 238V239H26ZM126 238V237H125ZM148 238V237H147ZM248 237H246V239H247ZM250 238V237H249ZM25 239L23 240V241H25ZM65 239V238H64ZM67 239V238H66ZM99 239V240H100ZM251 239V238H250ZM250 239H248V241L250 242V245L252 244V242H251V240ZM54 240V241H53ZM100 240V241H101ZM120 240V239H119ZM129 240V239H128ZM128 240H126V241H128ZM241 240V239H240ZM254 240V239H253ZM257 240V239H256ZM255 240V241H256ZM57 241V240H56ZM63 241V242H62ZM124 241V240H123ZM122 241V242H123ZM245 241V240H244ZM254 241V242H255ZM58 242V241H57ZM61 242V243H60ZM59 242V245H58V243H57V245H58V252L60 251V252H62L61 250L63 249V248H66V246L69 244V241H65V240H61ZM120 242V241H119ZM150 242V241H149ZM247 242V241H246ZM125 243V242H124ZM127 243V242H126ZM237 243V242H236ZM245 243V242H244ZM110 244V243H109ZM149 244V243H148ZM239 244V243H238ZM57 245L55 244L54 246L55 247H57ZM250 245H247V246H250ZM254 245V244H253ZM261 245V246H262ZM255 246V245H254ZM259 246V245H258ZM260 246V247H261ZM24 247H23V249L22 250H24ZM99 247V246H98ZM182 247V246H181ZM253 248H255V247H253ZM252 248V245H251V249H253ZM184 249V248H183ZM187 249H188V247H187ZM250 248H248L247 250H250V252H252V250H251ZM256 249V248H255ZM261 249V248H260ZM64 250V249H63ZM182 250V249H181ZM247 250H246V252H247ZM26 251V250H25ZM56 250H55V253H58ZM186 251V250H185ZM24 252V251H23ZM27 253V252H26ZM32 253H35V255H36V257H34L35 255H33ZM120 253V252H119ZM122 253V252H121ZM129 253V252H128ZM175 253V252H174ZM188 253H190V252H188ZM192 253V252H191ZM248 253V252H247ZM256 253V252H255ZM258 254H256L257 256H261L262 258H263V261H264V248L259 252V250H258V252H257ZM151 254V253H150ZM184 254V253H183ZM33 255V256H32ZM63 255V254H62ZM120 255V254H119ZM123 255V254H122ZM185 255V254H184ZM190 255V254H189ZM254 254H251V257L253 256ZM32 256V257H31ZM64 256V255H63ZM176 256V255H175ZM69 257V256H68ZM67 257V258H68ZM121 257V256H120ZM132 257V256H131ZM136 257V256H135ZM118 258V257H117ZM189 258H192V256H190ZM194 258V257H193ZM253 258V257H252ZM178 259V258H177ZM197 259V258H196ZM23 260V259H22ZM131 260V259H130ZM174 260V259H173ZM181 260V259H180ZM182 260H185L186 262H190L189 264H193L192 262V260L191 259H188L187 260V257H184V258H182ZM138 261V260H137ZM175 261V260H174ZM179 261V260H178ZM192 261V262H191ZM24 262V264L27 262V261H22V263ZM59 262V261H58ZM67 262V261H66ZM132 262V261H131ZM134 263H136L135 261H133ZM132 262V263H133ZM181 262V261H180ZM194 262H199V260L197 259V260H195ZM208 262V261H207ZM64 263V262H63ZM116 263V262H115ZM59 264V263H58ZM69 264V263H68ZM78 264H80V263H78ZM117 264H118V262H117ZM137 264V263H136ZM180 264V263H179ZM183 264V263H182ZM184 264H185V262H184Z\"/></svg>","mask_w":264,"mask_h":264}]
</instances>
